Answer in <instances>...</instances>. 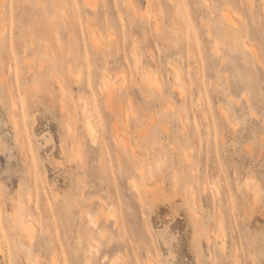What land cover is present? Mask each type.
Returning a JSON list of instances; mask_svg holds the SVG:
<instances>
[{
	"label": "rangeland",
	"instance_id": "374dc122",
	"mask_svg": "<svg viewBox=\"0 0 264 264\" xmlns=\"http://www.w3.org/2000/svg\"><path fill=\"white\" fill-rule=\"evenodd\" d=\"M0 247L264 264V0H0Z\"/></svg>",
	"mask_w": 264,
	"mask_h": 264
},
{
	"label": "bare ground",
	"instance_id": "6f19581e",
	"mask_svg": "<svg viewBox=\"0 0 264 264\" xmlns=\"http://www.w3.org/2000/svg\"><path fill=\"white\" fill-rule=\"evenodd\" d=\"M233 15L232 13H226L225 12V14H224V21H225V23L229 26V28H232L234 31H235V29H234V27H232V18H234L233 16H231V15ZM159 20V19H158ZM234 22V21H233ZM239 25V24H238ZM243 25V24H242ZM234 31H233V33H234ZM235 33H236V31H235ZM228 34L227 36L228 37H231L232 39H233V37H236L235 35L236 34ZM98 36V35H97ZM99 38V37H98ZM96 39H97V37H96ZM99 41V40H98ZM95 42H97L96 40H95ZM99 43V42H98ZM247 44H248V42H247ZM251 47V46H250ZM216 49V48H215ZM217 51H218V48L216 49ZM216 51V52H217ZM134 55H136V54H134ZM135 58H137V60H138V57H137V55H136V57ZM137 62V61H136ZM139 62V61H138ZM137 64L138 63H136V67H137V69H138V67H139V65L137 66ZM171 65V64H170ZM171 67H172V70L174 71V72H176L177 73V77H178V80L180 81L181 80V78H182V73H181V71H180V69L178 68V66L176 65H171ZM142 69V68H141ZM142 71V70H141ZM142 72H144V71H142ZM124 73V72H123ZM122 73V74H123ZM145 73V72H144ZM143 73V74H144ZM149 73H150V71H149ZM147 74V75H143V77L145 76L146 77V81L145 82H147V83H156V81L157 82H159L158 80H154V77H153V75H151V74ZM152 73V72H151ZM126 74V73H125ZM124 75V74H123ZM105 76V75H104ZM126 76V75H125ZM106 77V80H107V75L105 76ZM142 77V78H143ZM145 77H144V79H145ZM119 78V77H118ZM141 78V79H142ZM109 80H111L110 78H109ZM125 80V79H124ZM104 81V80H103ZM105 82V81H104ZM109 82H110V84H109ZM111 83H113V82H111V81H108V83H104V87H103V85H101L103 88V90H105V92L108 94V96H110L111 95V93H112V84ZM178 87H179V89L178 90H180L181 92L183 91V89H184V86L183 85H181V82H180V84L178 85ZM87 104V103H86ZM88 107V106H87ZM87 107H86V105H85V109H84V112H86L87 113ZM95 123H94V121L93 120H91V119H88L87 120V128H88V132L90 133V135H91V137L93 138L94 136H95V134H96V129H95V127H96V125H94ZM96 137V136H95ZM215 186V185H214ZM206 187H207V185H206ZM217 188V187H216ZM217 191H218V189H216ZM26 221H24V220H20V222H19V228L21 229V230H27L28 228H27V226L28 225H26V223H25ZM30 224V223H29ZM32 225V224H31ZM30 226V225H29ZM30 228V227H29ZM27 232V231H26ZM26 246V245H25ZM2 247H0V249H1ZM150 262V261H149ZM150 263H152V262H150ZM153 264V263H152Z\"/></svg>",
	"mask_w": 264,
	"mask_h": 264
}]
</instances>
